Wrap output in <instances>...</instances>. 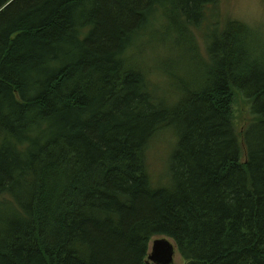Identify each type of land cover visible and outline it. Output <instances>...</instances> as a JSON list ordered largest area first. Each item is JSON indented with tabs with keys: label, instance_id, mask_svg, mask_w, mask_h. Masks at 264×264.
Wrapping results in <instances>:
<instances>
[{
	"label": "trees",
	"instance_id": "trees-1",
	"mask_svg": "<svg viewBox=\"0 0 264 264\" xmlns=\"http://www.w3.org/2000/svg\"><path fill=\"white\" fill-rule=\"evenodd\" d=\"M216 1L0 0V264H150L157 238L186 264H264L253 32L227 21L172 103L135 53L164 20L188 38ZM236 93L252 118L238 135ZM165 128L179 140L153 189L146 151Z\"/></svg>",
	"mask_w": 264,
	"mask_h": 264
},
{
	"label": "rangeland",
	"instance_id": "rangeland-1",
	"mask_svg": "<svg viewBox=\"0 0 264 264\" xmlns=\"http://www.w3.org/2000/svg\"><path fill=\"white\" fill-rule=\"evenodd\" d=\"M230 20L248 26L253 32L252 47L257 53H264V0H217L207 7L198 27L186 28L189 29L188 38L168 31L165 20L154 27L152 34L160 38H148V42L144 41L143 47L135 53L140 62L139 69L155 87L156 95L172 103L180 94L182 85L191 86L204 76L210 61L208 48L211 39L221 33L224 24ZM249 110V102L236 93L232 113L237 135L252 121ZM175 133V129H163L154 136L146 151V169L153 189L165 186L171 178L169 162L179 140ZM173 264L186 262L175 252Z\"/></svg>",
	"mask_w": 264,
	"mask_h": 264
},
{
	"label": "water",
	"instance_id": "water-1",
	"mask_svg": "<svg viewBox=\"0 0 264 264\" xmlns=\"http://www.w3.org/2000/svg\"><path fill=\"white\" fill-rule=\"evenodd\" d=\"M176 247L168 238L152 241L146 261L150 264H173Z\"/></svg>",
	"mask_w": 264,
	"mask_h": 264
},
{
	"label": "bare ground",
	"instance_id": "bare-ground-1",
	"mask_svg": "<svg viewBox=\"0 0 264 264\" xmlns=\"http://www.w3.org/2000/svg\"><path fill=\"white\" fill-rule=\"evenodd\" d=\"M151 244V243H150Z\"/></svg>",
	"mask_w": 264,
	"mask_h": 264
}]
</instances>
